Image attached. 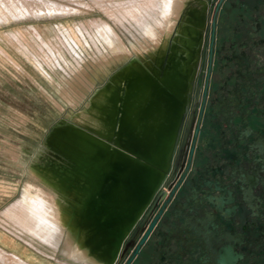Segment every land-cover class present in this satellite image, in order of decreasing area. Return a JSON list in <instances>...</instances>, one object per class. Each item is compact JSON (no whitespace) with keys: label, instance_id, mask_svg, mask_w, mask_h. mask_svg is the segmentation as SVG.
Segmentation results:
<instances>
[{"label":"flooded vegetation","instance_id":"flooded-vegetation-1","mask_svg":"<svg viewBox=\"0 0 264 264\" xmlns=\"http://www.w3.org/2000/svg\"><path fill=\"white\" fill-rule=\"evenodd\" d=\"M189 1L201 12L193 72L150 117L159 178L113 264L154 219L150 250L129 264H264V0Z\"/></svg>","mask_w":264,"mask_h":264},{"label":"bare ground","instance_id":"bare-ground-1","mask_svg":"<svg viewBox=\"0 0 264 264\" xmlns=\"http://www.w3.org/2000/svg\"><path fill=\"white\" fill-rule=\"evenodd\" d=\"M160 2H151L149 9L159 14L140 23L141 37L133 44V53L120 47L119 53L111 54L104 70L121 67L73 116L75 122L62 120L51 128L47 151L31 165V174L39 182H28V188L41 191L28 196L31 210L51 225L56 240L66 239L77 258L92 252L107 264L113 263L127 226L116 243L113 229L118 224L131 225L142 211L146 176L152 170L131 148L151 156L161 152L162 124H152L150 117L158 102L180 84L185 86L193 72L200 9L189 0ZM137 102L139 109L134 106ZM107 236L108 241L100 243Z\"/></svg>","mask_w":264,"mask_h":264},{"label":"rangeland","instance_id":"rangeland-1","mask_svg":"<svg viewBox=\"0 0 264 264\" xmlns=\"http://www.w3.org/2000/svg\"><path fill=\"white\" fill-rule=\"evenodd\" d=\"M154 1L164 0H0V264H98L77 258L33 213L28 196L41 191L28 188L39 182L31 165L47 151L51 128L75 122L93 95L78 98L72 78H95L88 96L103 86L121 65L103 83L95 64L104 69L120 47L133 53L140 23L159 14L149 9Z\"/></svg>","mask_w":264,"mask_h":264},{"label":"crops","instance_id":"crops-1","mask_svg":"<svg viewBox=\"0 0 264 264\" xmlns=\"http://www.w3.org/2000/svg\"><path fill=\"white\" fill-rule=\"evenodd\" d=\"M35 32H37L38 33V30L37 29H35L34 30ZM73 47V46H72ZM75 50V49H74ZM85 61V60H84ZM82 63V62H81ZM83 64V63H82ZM84 65V64H83ZM81 66V64L79 65V67ZM85 67L87 66V64L86 65H84ZM95 66L98 68V70H99V74H97L98 75V78H101V76L102 77H106V76H108L109 74H110V71H111V69L110 70H107V69H103L102 68V66H101V64L98 62V64H95ZM81 68V67H80ZM97 73V72H96ZM75 75H76V73H75ZM93 76V75H92ZM100 76V77H99ZM73 79V82H75L76 83V85L78 86V87H76L75 88V86L73 85L71 88L73 89V91L75 92V93H77L78 94V98H80V99H83V98H87L84 102H87V100L90 98V96L93 94V91L94 90H92L91 91V93L89 94V96L87 95V93H88V88H90V84L92 83V82H94L95 81V78H92L93 79V81L92 80H90V82H88V83H86V81H83V82H79V83H77L76 82V80H78V78H77V76L74 78H72ZM75 80V81H74ZM79 81V80H78ZM98 87V86H97ZM97 87H95V88H97ZM64 92H67L66 90L64 91ZM66 96L68 95L67 93L65 94ZM88 96V97H87ZM88 194H92V193H88ZM90 205H89V207L90 208H92V206H94L95 205V202H94V200L91 198L90 199ZM83 212V211H82ZM85 213L86 212H84L83 214L85 215ZM118 224V223H117ZM130 224L129 223H124V224H122V225H120V224H118L117 226H115L114 227V229H113V232H114V234H113V236H115V239H114V241H115V243L116 242H119V240H120V238H119V236H120V234H121V229L122 228H124V226H127V230H126V233H127V231L129 230V228H130V226H129ZM125 233V234H126ZM107 238H109V236H107V237H105V239L102 241H100V243H103V242H105V240L106 241H108L107 240ZM106 243H108V242H106ZM120 244H121V242H120ZM111 246H113L112 245V243L110 244ZM119 247H120V245H119ZM119 247L117 248V252H118V250H119ZM116 257V256H115ZM80 259V258H79ZM81 259H83V261H85V260H94V261H96V263H98V264H107L104 260H102V258L101 257H99V256H97L96 254H94V253H92V252H89V255L87 256V257H83V258H81ZM114 260H115V258H113V263H114ZM112 263V264H113Z\"/></svg>","mask_w":264,"mask_h":264},{"label":"water","instance_id":"water-1","mask_svg":"<svg viewBox=\"0 0 264 264\" xmlns=\"http://www.w3.org/2000/svg\"><path fill=\"white\" fill-rule=\"evenodd\" d=\"M135 153V155L138 157L139 160H145L147 161L146 163L149 164L152 167L151 171H148L147 173V187L145 189V192H149L151 190H153L157 184L158 178H159V169H158V165H159V160H158V155L161 153L159 151V154L151 156L148 153H146L145 151H141V150H132ZM161 155V154H160ZM143 163H145L143 161ZM155 223V219L147 226L145 232L143 233L142 237L140 238L139 242L136 244V247L134 248L133 252L131 253V255L129 256L127 262L125 264H129V262L133 259L134 255L136 252H138L139 248L142 246V244H144L146 242V247H147V251L150 250L151 247V240L148 239V236L150 234L151 229L153 228ZM132 246V245H131ZM128 254V250L124 252V257L127 256ZM186 262V261H185ZM185 262L181 263L184 264Z\"/></svg>","mask_w":264,"mask_h":264}]
</instances>
